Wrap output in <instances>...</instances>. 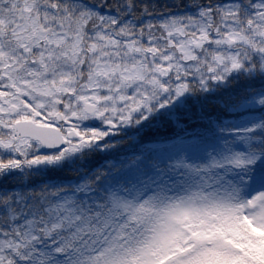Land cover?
I'll return each instance as SVG.
<instances>
[{
    "label": "snow or ice",
    "instance_id": "snow-or-ice-1",
    "mask_svg": "<svg viewBox=\"0 0 264 264\" xmlns=\"http://www.w3.org/2000/svg\"><path fill=\"white\" fill-rule=\"evenodd\" d=\"M0 264H264V0H0Z\"/></svg>",
    "mask_w": 264,
    "mask_h": 264
}]
</instances>
